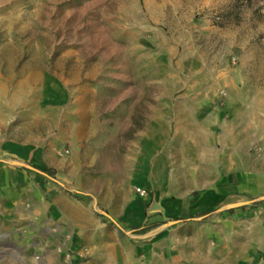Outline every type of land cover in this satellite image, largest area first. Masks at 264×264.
Listing matches in <instances>:
<instances>
[{
	"label": "rangeland",
	"instance_id": "1",
	"mask_svg": "<svg viewBox=\"0 0 264 264\" xmlns=\"http://www.w3.org/2000/svg\"><path fill=\"white\" fill-rule=\"evenodd\" d=\"M157 119L221 120L218 147L263 151L264 0H0L1 196L103 215L129 185L148 202L207 153Z\"/></svg>",
	"mask_w": 264,
	"mask_h": 264
},
{
	"label": "crops",
	"instance_id": "2",
	"mask_svg": "<svg viewBox=\"0 0 264 264\" xmlns=\"http://www.w3.org/2000/svg\"><path fill=\"white\" fill-rule=\"evenodd\" d=\"M165 121L154 120V126L168 124L173 141L207 150L194 156L192 168L177 169L186 181L157 183L148 202L127 185L111 193L116 203L103 200V215L92 213L94 199L87 212L74 204L67 211L45 190L0 195V264H30L33 253L42 255L41 264H62L44 232L51 226L69 233L74 246L88 248L73 264H264V149L244 153L234 137L225 150V133L218 147L221 120ZM218 148L224 151L215 156ZM162 188L186 190L170 197ZM111 223L125 228L120 246Z\"/></svg>",
	"mask_w": 264,
	"mask_h": 264
},
{
	"label": "built area",
	"instance_id": "3",
	"mask_svg": "<svg viewBox=\"0 0 264 264\" xmlns=\"http://www.w3.org/2000/svg\"><path fill=\"white\" fill-rule=\"evenodd\" d=\"M147 188L142 186H136L135 192L141 197L145 198L148 196ZM25 207H30V202L25 203ZM44 232L50 237L53 243V249L55 254L60 258L62 264H73L75 258H85L88 254V248L85 246H74L71 243V235L66 232L58 230L57 227L51 226L45 228ZM30 264H41L42 255L39 253H33L30 255Z\"/></svg>",
	"mask_w": 264,
	"mask_h": 264
}]
</instances>
